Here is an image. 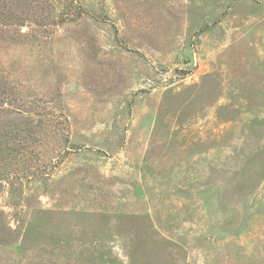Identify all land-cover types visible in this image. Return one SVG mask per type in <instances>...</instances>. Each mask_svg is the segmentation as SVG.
<instances>
[{
    "label": "rangeland",
    "instance_id": "rangeland-1",
    "mask_svg": "<svg viewBox=\"0 0 264 264\" xmlns=\"http://www.w3.org/2000/svg\"><path fill=\"white\" fill-rule=\"evenodd\" d=\"M0 264H264V0H0Z\"/></svg>",
    "mask_w": 264,
    "mask_h": 264
}]
</instances>
